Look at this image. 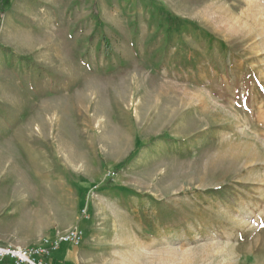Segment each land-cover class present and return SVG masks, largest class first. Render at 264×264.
Returning <instances> with one entry per match:
<instances>
[{
  "label": "rangeland",
  "instance_id": "obj_1",
  "mask_svg": "<svg viewBox=\"0 0 264 264\" xmlns=\"http://www.w3.org/2000/svg\"><path fill=\"white\" fill-rule=\"evenodd\" d=\"M3 7L20 244L77 229L57 264H264V0Z\"/></svg>",
  "mask_w": 264,
  "mask_h": 264
},
{
  "label": "crops",
  "instance_id": "obj_2",
  "mask_svg": "<svg viewBox=\"0 0 264 264\" xmlns=\"http://www.w3.org/2000/svg\"><path fill=\"white\" fill-rule=\"evenodd\" d=\"M9 31H6L8 33ZM5 33V34H6ZM9 189L8 184H1L0 186V246H16V247H30L28 243L20 244L17 240L20 238L19 234L20 228L10 227L9 224V215L10 211L13 208L14 203L17 202L19 204L22 200H20V196H16L17 198L12 196ZM20 201V202H19ZM4 215V216H3ZM3 216V218H2ZM68 243H62L55 250H50L49 254L46 256L47 259L51 262V264H57V260H68L69 258V250L70 248L67 246ZM65 247V251H61L60 248L62 246ZM0 264H12L9 260H2Z\"/></svg>",
  "mask_w": 264,
  "mask_h": 264
},
{
  "label": "built area",
  "instance_id": "obj_3",
  "mask_svg": "<svg viewBox=\"0 0 264 264\" xmlns=\"http://www.w3.org/2000/svg\"><path fill=\"white\" fill-rule=\"evenodd\" d=\"M80 240L81 232L72 229L53 238L47 248L0 246V261L9 260L12 264H51L46 257L50 250L57 249L62 243L77 245Z\"/></svg>",
  "mask_w": 264,
  "mask_h": 264
},
{
  "label": "trees",
  "instance_id": "obj_4",
  "mask_svg": "<svg viewBox=\"0 0 264 264\" xmlns=\"http://www.w3.org/2000/svg\"><path fill=\"white\" fill-rule=\"evenodd\" d=\"M4 7H3V0H0V14L3 13Z\"/></svg>",
  "mask_w": 264,
  "mask_h": 264
}]
</instances>
